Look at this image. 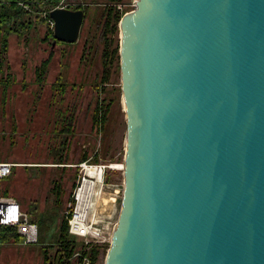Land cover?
Segmentation results:
<instances>
[{
  "label": "water",
  "instance_id": "1",
  "mask_svg": "<svg viewBox=\"0 0 264 264\" xmlns=\"http://www.w3.org/2000/svg\"><path fill=\"white\" fill-rule=\"evenodd\" d=\"M124 191L105 264H264V0H135ZM53 46L83 9H55Z\"/></svg>",
  "mask_w": 264,
  "mask_h": 264
},
{
  "label": "rangeland",
  "instance_id": "2",
  "mask_svg": "<svg viewBox=\"0 0 264 264\" xmlns=\"http://www.w3.org/2000/svg\"><path fill=\"white\" fill-rule=\"evenodd\" d=\"M66 2L74 9L83 6L87 12L76 43L58 42L53 46L45 39L46 24L39 27V23L37 31L33 27L27 30L28 37L15 30L7 35L15 18L9 15V20L0 21V33L6 30V34H0V79L10 74L15 81L6 93L0 83V161L17 164L3 194L23 199L24 208L33 213L39 229L37 244L10 241L0 246V264H49L45 257L53 256L57 249L56 232L67 215L74 186L84 175L76 167L83 158L105 166L102 185L88 191V217L103 226V241L86 243L76 238L88 248L101 245L97 264H105L119 215L124 168L109 165H124L126 147L121 20H112L117 28L111 31L104 23L109 10L123 15L134 10L136 4L135 0ZM18 18L28 19L24 14ZM1 35L7 40L5 51ZM107 50L115 52L105 60ZM58 78L65 91L53 88ZM98 106L108 108L105 124L95 123ZM71 117L72 130L63 132L62 128L72 122Z\"/></svg>",
  "mask_w": 264,
  "mask_h": 264
},
{
  "label": "built area",
  "instance_id": "3",
  "mask_svg": "<svg viewBox=\"0 0 264 264\" xmlns=\"http://www.w3.org/2000/svg\"><path fill=\"white\" fill-rule=\"evenodd\" d=\"M6 3L5 0L0 3ZM17 7H19L28 19L32 22H39V19H44L48 29H55V21L51 18L50 13L55 9H74L73 4L67 3L66 0H18ZM88 161H84L76 165L84 171L81 181L77 183L73 198L75 205L73 207L72 215L68 218L69 232L77 237L85 240L86 243H100L103 226L94 220L89 219V189L81 188L87 178L85 173V166L89 165ZM94 164H90L93 166ZM17 166L16 163L8 161H0V246L2 245V229L4 227H11L16 229L21 238V243L24 245L37 244L39 241V229L37 223L31 219L29 214L24 211L20 201L14 196H5L3 194L4 185L9 179ZM95 166L102 167L104 165L95 164ZM104 174V172H103ZM82 194V195H81ZM88 197V198H87ZM67 211L69 214V210ZM112 239V235H111ZM83 264H91L88 257H84Z\"/></svg>",
  "mask_w": 264,
  "mask_h": 264
},
{
  "label": "trees",
  "instance_id": "4",
  "mask_svg": "<svg viewBox=\"0 0 264 264\" xmlns=\"http://www.w3.org/2000/svg\"><path fill=\"white\" fill-rule=\"evenodd\" d=\"M5 1L6 3L4 2L1 3L2 6H1V11H0V21L9 20L10 19L9 15L15 18V25L14 27H11L9 29V32L7 33V35L11 31L15 30L19 35L23 33L22 37H28L30 35H27V30L30 27H33V29L34 30L36 29L35 31H37L36 26L38 25V23H39V27L45 24L44 19H39V22H35V23L32 22L30 19H27V20L19 19L18 18L19 15L24 14L25 16V13L19 7H17L18 0H5ZM113 1L120 2V0H113ZM78 9H84L85 14L87 13L85 11L86 8L83 6H80ZM123 15H121L119 12H116L114 14L113 11L109 10L107 22L104 23V24H107L106 28H108L110 31L114 30V28L116 29L117 26L114 23H112V20H114L115 22L117 20L119 21L121 20ZM15 27H18V29H16ZM0 34H6V30L1 31ZM1 37H4L2 39V43H3V47L5 51L6 46H7V40L5 39V35H1ZM45 39L50 40V43L53 44L54 43L53 41L55 40L54 31L47 28ZM112 52H115V51L107 50L104 52L105 60H107L109 56L110 57L112 56L111 55ZM0 70H2V64H0ZM13 78L14 77L12 75L5 74L0 79V83L3 86L4 93H6L9 87L12 86L13 83L15 82ZM61 84L62 83L60 82V78H58V80L54 83L53 88L59 91H65L64 89L65 86H62ZM102 108H103L102 106L101 107L98 106L95 111L94 119H95L96 125H100V122L102 124L103 123L105 124L106 122V118L108 116V108L106 107L104 109ZM63 119L65 118L63 117ZM71 120L72 122H69V124L66 125V127L62 128L63 132H70L72 130V127L74 126L72 117H71ZM86 159L87 158H83L82 162L88 161ZM76 185H77V182L74 187H76ZM57 188L60 189L59 186ZM70 205H71V208L69 210V214L67 215L65 214L59 226V230L56 232L57 249L55 253L53 254V256H46L45 261L49 262V264H83L84 257H88L91 264H97L98 256L100 254L99 247L101 245L95 244L92 247L88 248L84 242L76 240L77 236L69 232L70 226H69L68 218L72 215L73 207L75 205V199L73 197L70 201ZM1 240H2V245H5L10 241H13L15 243H21V238L18 235L16 229L11 228V227H4L2 229Z\"/></svg>",
  "mask_w": 264,
  "mask_h": 264
},
{
  "label": "bare ground",
  "instance_id": "5",
  "mask_svg": "<svg viewBox=\"0 0 264 264\" xmlns=\"http://www.w3.org/2000/svg\"><path fill=\"white\" fill-rule=\"evenodd\" d=\"M110 168H124L123 164H116V163H112L109 165ZM85 173L87 175L86 180L84 181V185L81 188V192L84 189H89L91 190L93 188L94 185H102V177H103V166L99 167V166H90V165H86L85 168ZM99 189V188H98ZM99 192V191H98ZM95 194V193H94ZM82 195V194H81ZM92 195V194H91ZM89 197V195H88ZM87 197V198H88ZM89 200V199H88Z\"/></svg>",
  "mask_w": 264,
  "mask_h": 264
},
{
  "label": "crops",
  "instance_id": "6",
  "mask_svg": "<svg viewBox=\"0 0 264 264\" xmlns=\"http://www.w3.org/2000/svg\"><path fill=\"white\" fill-rule=\"evenodd\" d=\"M81 163H82V162H81ZM16 167H17V166H16ZM16 167H15V168H16ZM15 168H14V169H15ZM10 178H11V177H10ZM10 178H9V179H10ZM9 179H7V182L9 181ZM19 199H20V198H19ZM23 202H24L23 199H20V203H21V205H22L24 211L27 212V213L29 214V216L31 217V219L34 220V221L36 222V218L34 217V215H32L33 213L29 212V210H26V209L24 208ZM36 223H37V222H36Z\"/></svg>",
  "mask_w": 264,
  "mask_h": 264
}]
</instances>
